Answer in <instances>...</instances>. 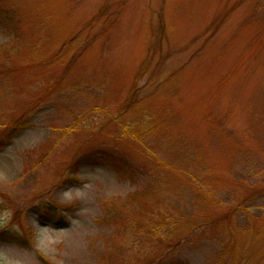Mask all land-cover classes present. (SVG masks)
<instances>
[{"label": "rangeland", "instance_id": "obj_1", "mask_svg": "<svg viewBox=\"0 0 264 264\" xmlns=\"http://www.w3.org/2000/svg\"><path fill=\"white\" fill-rule=\"evenodd\" d=\"M9 215L0 264H264V0H0Z\"/></svg>", "mask_w": 264, "mask_h": 264}, {"label": "trees", "instance_id": "obj_2", "mask_svg": "<svg viewBox=\"0 0 264 264\" xmlns=\"http://www.w3.org/2000/svg\"><path fill=\"white\" fill-rule=\"evenodd\" d=\"M131 129H132L131 126L126 127L125 130H124V133H125L124 136L127 137V138H132L134 140H137V139L141 140L140 136H138V135L135 136V137L130 135L129 131ZM10 240L12 242L21 244L26 239L25 238L22 239V237L20 235H13V237H11ZM227 246H229V245L227 244L225 246L224 245L222 246V249L219 252L220 256H219L218 260L214 264H236L234 259H230L231 261L228 263L227 259L230 258V255H228L227 252H226ZM41 260H43L44 264H52L49 261H47L43 256H41Z\"/></svg>", "mask_w": 264, "mask_h": 264}, {"label": "clouds", "instance_id": "obj_3", "mask_svg": "<svg viewBox=\"0 0 264 264\" xmlns=\"http://www.w3.org/2000/svg\"><path fill=\"white\" fill-rule=\"evenodd\" d=\"M10 222H11V216H10V215L8 216L7 220H5V219H3V218H0V226H2V225L5 224V223H9V224H10ZM57 242H58V241L55 240V239H53V240L51 241L52 244H55V243H57ZM4 264H12V262H11V261H7V262H4Z\"/></svg>", "mask_w": 264, "mask_h": 264}]
</instances>
